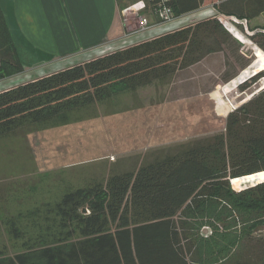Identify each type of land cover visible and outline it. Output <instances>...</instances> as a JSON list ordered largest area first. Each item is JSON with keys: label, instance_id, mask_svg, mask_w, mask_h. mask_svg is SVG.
<instances>
[{"label": "trees", "instance_id": "16d2710c", "mask_svg": "<svg viewBox=\"0 0 264 264\" xmlns=\"http://www.w3.org/2000/svg\"><path fill=\"white\" fill-rule=\"evenodd\" d=\"M212 1L145 0L154 11L170 8L173 16ZM224 4H215L217 11L238 19L264 11V0H243L256 5L250 13ZM248 38L264 51V30ZM239 48L231 33L211 18L18 84L0 92V138L25 126L65 122L71 112L117 94L118 85L134 91L171 80L178 70L215 52L225 54L228 67L229 57H241ZM22 70L0 7V77ZM236 76L235 71L222 83ZM262 77L264 72L258 71L236 88L245 92ZM260 171L264 86L226 115L222 131L135 171L64 193L54 205L57 233L12 255L0 252V264H264V181L240 190L230 183ZM197 222L212 229L208 237L200 236Z\"/></svg>", "mask_w": 264, "mask_h": 264}, {"label": "rangeland", "instance_id": "374dc122", "mask_svg": "<svg viewBox=\"0 0 264 264\" xmlns=\"http://www.w3.org/2000/svg\"><path fill=\"white\" fill-rule=\"evenodd\" d=\"M137 1L145 0L115 4L119 20L127 26L126 34L139 29L141 17L151 21L155 15L154 9L147 6L137 12L133 5ZM232 24L245 40L234 35L236 42L243 44L246 56L240 63L250 62L244 68L249 69L259 48L248 38L249 27L245 29L238 23L240 31L238 24ZM112 29L109 40H118L121 26L114 21ZM11 33L23 36L17 21L11 22ZM121 46L125 44L105 41L88 51L62 54L31 45V50H41L39 59L23 66L21 72L0 77V89ZM188 82L192 81L185 84ZM228 86L220 84L212 95L204 93L203 88H194L191 97L181 99L183 89L178 81L153 82L134 91L118 85L117 94L71 112L65 122L52 120L25 126L0 138V252L12 255L35 245L37 238L49 240L56 234L54 205L64 193L104 183L116 173L135 171L195 139L222 131L226 115L247 100L257 86H264V77L245 92L233 88L236 85ZM219 95L223 101L217 99ZM168 99L173 100L165 103ZM197 226L200 236L210 235L208 225L199 226L197 222Z\"/></svg>", "mask_w": 264, "mask_h": 264}, {"label": "crops", "instance_id": "0c3cea01", "mask_svg": "<svg viewBox=\"0 0 264 264\" xmlns=\"http://www.w3.org/2000/svg\"><path fill=\"white\" fill-rule=\"evenodd\" d=\"M223 1L215 0L211 3L200 5L194 10L174 16L173 19L168 22H157L155 16H150L153 18L151 21L148 20L151 25L145 29L139 27V29L134 32L135 34L125 33L124 29L127 28V26L122 24L117 16L115 5L117 4L116 0H0V7L10 33L11 22L13 20L14 23L15 21L18 22L20 32L23 35L22 38L21 36L16 35V33H11L19 60L23 67L30 62L37 61L41 55V50H31V45L37 48L44 47L42 50L49 48V51H52L53 53L58 52L66 54L69 51L72 52L73 50V52H75L78 49L88 51L105 41L117 45L122 43L125 44V46H121L119 49L108 52L111 53L150 40L165 33L194 25L202 20L211 18H216L218 20L219 16L235 17V15H225L217 11L215 4H219ZM242 3L243 0H225L224 5L229 10H236L239 12L250 13L256 9L255 4L247 6ZM241 20L246 21L245 28L249 27L251 34L254 31L264 30V11H261L255 17L248 19L242 18ZM114 21L119 23L121 31L118 40L111 41L109 40L108 35L113 30ZM236 27L241 31L239 24ZM29 41L32 43H29ZM237 44L240 45L241 43L237 41ZM242 46L243 44L240 45L238 50V54L241 58L239 57L238 61H233V59L229 57L230 64L228 67L225 65V54L223 52H215L186 69L178 70L170 81H178V86L183 89V95L180 98L191 97V94L193 93L192 89L194 88H203L204 93L212 95L220 84H224L222 83V78L230 76L235 71L237 72V76L234 79H236L240 72L245 70L241 69V66L246 62L240 63V59L242 60V57H246L242 50ZM108 53H103L101 55L95 53L88 59L79 61L78 63ZM69 66H72V64L66 67ZM50 73L41 74L32 79H26L19 83L12 84L0 89V92ZM204 77H206V80H204ZM189 80L192 82L185 84V82ZM238 84L239 83L233 88H236ZM217 99L223 101L221 95H219ZM172 100L173 99H168L165 103H170Z\"/></svg>", "mask_w": 264, "mask_h": 264}, {"label": "bare ground", "instance_id": "6f19581e", "mask_svg": "<svg viewBox=\"0 0 264 264\" xmlns=\"http://www.w3.org/2000/svg\"><path fill=\"white\" fill-rule=\"evenodd\" d=\"M230 30L233 34H235V36H237V38H239L242 41H245L239 33L234 31V29H230ZM255 54L257 58L255 62L250 66L249 69H246L245 71H243L244 73L241 74L238 78L230 81L228 83L230 87L235 86L237 83L243 82L244 80H246L247 78L254 75L260 70L264 71V51L257 49L255 51ZM231 181H232L231 186L233 187V189L240 190L248 185L249 186L252 184L254 185L256 182H260V181L263 182L264 181V171H260V172L253 173V174L246 175V176L239 177V178H233Z\"/></svg>", "mask_w": 264, "mask_h": 264}, {"label": "built area", "instance_id": "2783aa9c", "mask_svg": "<svg viewBox=\"0 0 264 264\" xmlns=\"http://www.w3.org/2000/svg\"><path fill=\"white\" fill-rule=\"evenodd\" d=\"M134 7H136V11H140V10H143L144 8H146V2L145 1H137L136 3L133 4ZM155 15H157V18L160 22H168L170 20L173 19V15H172V11L170 10V8L168 7H159L158 9H156V11H154ZM140 28L141 29H145L147 27H149L148 25V21L144 18V17H141L140 18ZM218 20L219 22L222 24V26L231 34H233L229 29H234L235 32L238 33L237 29L233 26L232 23H240L242 25H244V27H246L245 25V20H241V19H238L234 16H219L218 17ZM246 29V28H245ZM234 36V34H233Z\"/></svg>", "mask_w": 264, "mask_h": 264}, {"label": "water", "instance_id": "95a60500", "mask_svg": "<svg viewBox=\"0 0 264 264\" xmlns=\"http://www.w3.org/2000/svg\"><path fill=\"white\" fill-rule=\"evenodd\" d=\"M231 180H232V179H231ZM231 180H230V183H231ZM82 211H83V212H85V210H84V209H83Z\"/></svg>", "mask_w": 264, "mask_h": 264}]
</instances>
